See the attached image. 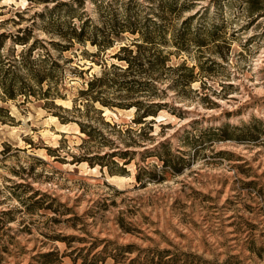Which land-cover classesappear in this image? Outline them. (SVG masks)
<instances>
[{"label":"rangeland","instance_id":"374dc122","mask_svg":"<svg viewBox=\"0 0 264 264\" xmlns=\"http://www.w3.org/2000/svg\"><path fill=\"white\" fill-rule=\"evenodd\" d=\"M158 1L0 0V264H264V0Z\"/></svg>","mask_w":264,"mask_h":264},{"label":"trees","instance_id":"16d2710c","mask_svg":"<svg viewBox=\"0 0 264 264\" xmlns=\"http://www.w3.org/2000/svg\"><path fill=\"white\" fill-rule=\"evenodd\" d=\"M163 0H159L157 5L152 4L150 7L151 9H154L155 6L158 7L159 10L155 11L156 15L159 16L161 19L163 18V10L165 7V4L162 2ZM114 4V3H111ZM134 4V0H127V4L123 6V8L118 7L120 10H115L113 8L112 9V15L114 16L113 20L114 22L111 25V29L109 30L111 33H121L124 31H131L132 33H137L140 32L141 33V37L144 43H146V45H150V44H155V42H157V34H161L162 33V24L161 22H159L158 19L153 18V16H148V20L150 22H148L149 24L146 25L145 29H143L142 27H140V22H139V18H138V12L135 9V5ZM99 6L101 5L100 3L98 4ZM112 6V5H110ZM109 6V7H110ZM171 9L174 10L175 6L171 5ZM151 24V28H149V25ZM74 30L77 31V29L74 27ZM76 37L78 39H86L87 35H86V30L85 28H81L80 32L78 34H76ZM91 41L93 42V44H97L100 50H104L106 48V46L109 45L110 41L107 42L106 39H102L99 40L98 36H90ZM162 40V38L160 39ZM138 48H141V46L143 45V43H136ZM123 50H128L129 51V55L128 56H124V57H120L119 54L118 57H120V59L122 60H127L128 65L127 67H122V66H118V65H113L114 67H117L119 69L122 70L123 73H127L130 70H133V68L136 67V71L141 72V69L144 67L142 62H138V54L134 53L133 49H128V47H123ZM149 59V65L150 68H153L156 65H160L161 67L164 65L163 60L157 56V57H152L151 55L148 56ZM135 70V69H134ZM191 70V69H190ZM146 72V70H145ZM138 74V73H137ZM190 77H193V73L190 74ZM102 77L101 76H97L95 77L90 84L94 85L96 83L97 80H100ZM150 79V77H149ZM132 81H136L135 79H133ZM177 81L179 82L178 79L175 80V83H177ZM190 81V78H189ZM148 82H152V80H148ZM188 82V81H187ZM131 89V88H130ZM161 91H164V89H162ZM105 105H108L109 103L106 101H102ZM136 107V117L135 120H138L139 122H141L142 120H146L145 118L150 116V115H155L157 110L161 107V103L160 101H149V102H143V101H137V102H133L131 103L128 108L131 107ZM121 153H113V156L115 155H119ZM126 154L127 152L121 154L120 156L122 158H126ZM113 163H115V165H118V161L113 160ZM100 164L105 167L108 166V170L110 173L115 174L116 172H122L121 170H124V167L119 166L118 170H115V168H113L111 165L106 164L104 162L100 161Z\"/></svg>","mask_w":264,"mask_h":264}]
</instances>
